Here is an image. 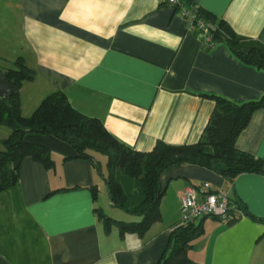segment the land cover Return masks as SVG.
<instances>
[{
    "label": "crops",
    "instance_id": "crops-1",
    "mask_svg": "<svg viewBox=\"0 0 264 264\" xmlns=\"http://www.w3.org/2000/svg\"><path fill=\"white\" fill-rule=\"evenodd\" d=\"M191 2L227 22L235 41L226 38L205 50L181 14L183 4L0 0V70L22 58L35 73L20 90L22 115L31 117L46 97L64 92L75 109L100 119L133 149L149 152L159 141L198 143L216 108L209 96L235 104L264 97V71L234 54L257 49L264 55V0ZM10 134L0 126V151ZM26 140L47 148L55 166L47 169L28 156L17 185L0 193V264H158L172 228L182 223L181 193L204 182L264 218L263 174H242L231 183L207 168L184 164L162 174L160 222L142 236H122L117 227L107 233L95 208L109 213L112 203L93 163L66 160L75 150L53 136L28 134ZM236 145L264 159V108L254 113ZM93 186L99 190L96 199ZM128 216L129 222L139 220ZM202 228L189 251L191 264H264V224L242 215L233 225L206 218Z\"/></svg>",
    "mask_w": 264,
    "mask_h": 264
},
{
    "label": "trees",
    "instance_id": "trees-1",
    "mask_svg": "<svg viewBox=\"0 0 264 264\" xmlns=\"http://www.w3.org/2000/svg\"><path fill=\"white\" fill-rule=\"evenodd\" d=\"M183 5L195 16L189 22L191 31L203 41L205 50H213L206 43L207 37L216 47L226 42V38L235 41V33L227 22L194 5L191 0H183ZM234 54L243 63L264 71V55L259 50L248 53L234 51ZM3 73L11 85L12 94L8 98L0 97V126L11 129L10 136L3 141L4 149L0 151V193L17 185L21 163L28 156L47 169L55 166L51 152L44 146L29 143L26 140L28 134L53 136L75 150L76 156L66 160L93 163L106 184L112 206L139 218L132 222L117 220L108 216L102 208H95L105 231L108 233L117 227L122 236L127 233L142 236L153 224L162 220L160 206L166 187L161 177L172 166L190 164L204 167L231 183L246 173L264 175V159L243 152L236 145L254 113L264 108V97L235 104L222 97L209 96L216 102V108L198 143L170 145L159 141L151 151L143 152L118 141L100 119L75 109L64 92L49 95L31 117H24L20 90L24 82L34 79L35 73L22 58ZM100 156L106 158V171H103L102 162L98 159ZM90 190L96 199L98 188L93 186ZM233 201L243 215L264 224V218L247 213L237 199ZM233 216L226 222L228 225H233L241 217ZM202 235V225L196 227L181 223L173 227L168 251L158 264H191L189 251Z\"/></svg>",
    "mask_w": 264,
    "mask_h": 264
},
{
    "label": "built area",
    "instance_id": "built-area-1",
    "mask_svg": "<svg viewBox=\"0 0 264 264\" xmlns=\"http://www.w3.org/2000/svg\"><path fill=\"white\" fill-rule=\"evenodd\" d=\"M161 4L169 6L182 5L183 0H160ZM181 14L189 22L195 19L194 14L185 6H182ZM201 27L204 28L203 24ZM207 45L214 49L216 45L211 38H206ZM182 223L196 225L202 218L217 219L228 222L234 215L242 216L243 212L238 209L230 194L224 190L215 189L211 183L204 182L199 186H189L180 195Z\"/></svg>",
    "mask_w": 264,
    "mask_h": 264
},
{
    "label": "rangeland",
    "instance_id": "rangeland-1",
    "mask_svg": "<svg viewBox=\"0 0 264 264\" xmlns=\"http://www.w3.org/2000/svg\"><path fill=\"white\" fill-rule=\"evenodd\" d=\"M5 66V68H7L9 65H3V67ZM13 67V66H12ZM102 162V168H103V171L106 170V158L105 157H100L99 158ZM108 199V198H107ZM111 206V205H110ZM108 207V205H107ZM109 208V207H108ZM116 210H113L112 209V206L111 208L108 209V212L109 213H106L108 216L114 218V219H117V220H122V221H127L129 222V220H131V216H128L129 214H127L126 212L120 210V209H117L115 208ZM113 211V213H112ZM129 217V218H128ZM127 218V219H126Z\"/></svg>",
    "mask_w": 264,
    "mask_h": 264
},
{
    "label": "water",
    "instance_id": "water-1",
    "mask_svg": "<svg viewBox=\"0 0 264 264\" xmlns=\"http://www.w3.org/2000/svg\"><path fill=\"white\" fill-rule=\"evenodd\" d=\"M11 94H12L11 85L8 82L5 74L0 70V97L8 98L11 96ZM202 223H203V219L200 218L196 223V227L201 226Z\"/></svg>",
    "mask_w": 264,
    "mask_h": 264
}]
</instances>
